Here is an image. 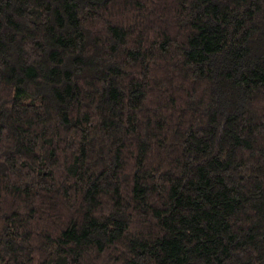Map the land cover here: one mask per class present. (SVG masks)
I'll return each mask as SVG.
<instances>
[{
  "label": "trees",
  "instance_id": "16d2710c",
  "mask_svg": "<svg viewBox=\"0 0 264 264\" xmlns=\"http://www.w3.org/2000/svg\"><path fill=\"white\" fill-rule=\"evenodd\" d=\"M0 264H264V0H0Z\"/></svg>",
  "mask_w": 264,
  "mask_h": 264
}]
</instances>
